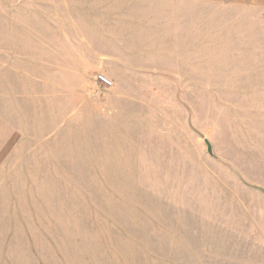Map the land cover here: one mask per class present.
Masks as SVG:
<instances>
[{"label":"rangeland","instance_id":"1","mask_svg":"<svg viewBox=\"0 0 264 264\" xmlns=\"http://www.w3.org/2000/svg\"><path fill=\"white\" fill-rule=\"evenodd\" d=\"M0 264H264V6L0 0Z\"/></svg>","mask_w":264,"mask_h":264},{"label":"built area","instance_id":"2","mask_svg":"<svg viewBox=\"0 0 264 264\" xmlns=\"http://www.w3.org/2000/svg\"><path fill=\"white\" fill-rule=\"evenodd\" d=\"M101 78H102V82H104V83H106V84H107V83H108V84L110 83L106 78H104V77H101ZM104 83H103V84H104ZM104 85H105V84H104Z\"/></svg>","mask_w":264,"mask_h":264},{"label":"crops","instance_id":"3","mask_svg":"<svg viewBox=\"0 0 264 264\" xmlns=\"http://www.w3.org/2000/svg\"><path fill=\"white\" fill-rule=\"evenodd\" d=\"M225 1V0H224ZM260 5L264 6V0H257Z\"/></svg>","mask_w":264,"mask_h":264}]
</instances>
